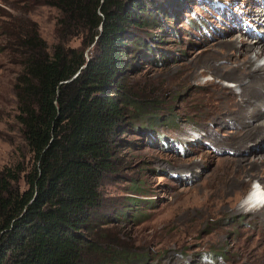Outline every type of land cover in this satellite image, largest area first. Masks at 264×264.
<instances>
[{"label":"rangeland","instance_id":"rangeland-1","mask_svg":"<svg viewBox=\"0 0 264 264\" xmlns=\"http://www.w3.org/2000/svg\"><path fill=\"white\" fill-rule=\"evenodd\" d=\"M45 1L0 0V170L26 151L12 87L19 66L8 52L7 35L26 21L53 47L58 11ZM218 1L172 3L161 28L144 27L160 33V43L149 42L154 56L137 58L125 75L134 93L154 102L160 123L166 117L174 123L154 126L157 136H142L133 125L143 129L146 118L127 117L131 128L119 132L125 146L114 150L117 171L100 185L103 224L97 234L146 253V264H264V209L255 212L264 206L239 210L253 181L264 188V151H252L264 146V127L261 134L251 127L264 122L257 119L264 112V78L244 76L242 83L253 87L241 96L221 76L264 64L237 63L245 52L255 59L257 35L264 36V0ZM238 14L253 25L252 19L258 21L251 35L241 32ZM69 44L77 47L79 40ZM133 182L147 193L132 191ZM132 197L153 201L140 206L145 216L138 220Z\"/></svg>","mask_w":264,"mask_h":264},{"label":"trees","instance_id":"trees-1","mask_svg":"<svg viewBox=\"0 0 264 264\" xmlns=\"http://www.w3.org/2000/svg\"><path fill=\"white\" fill-rule=\"evenodd\" d=\"M175 1L46 0L58 11L53 47L36 24L21 20L8 33L19 66L15 120L26 151L0 170V264L147 263L146 253L97 234L100 185L117 171L114 150L125 146L119 132L131 128L127 117L146 118L143 129L133 125L142 136L174 123H160L154 102L134 93L125 75L137 58L153 55L149 42L162 39L144 27L161 28ZM74 38L77 47L69 44ZM141 185L133 182L132 191L147 193ZM129 199L135 220L145 216L140 206L153 202Z\"/></svg>","mask_w":264,"mask_h":264},{"label":"bare ground","instance_id":"bare-ground-1","mask_svg":"<svg viewBox=\"0 0 264 264\" xmlns=\"http://www.w3.org/2000/svg\"><path fill=\"white\" fill-rule=\"evenodd\" d=\"M228 11L229 10H227V12ZM227 15L230 18V13H227ZM237 20L241 21V19H239L238 17H237ZM237 20H235V21H237ZM252 21H253L254 25H256V23L258 24V21L254 20V19H252ZM258 26H259V24H258ZM260 27H262V26H260ZM257 37H258V39H257L258 42L254 46L255 48H257L255 59L250 54H248V52H245L243 54L242 58L237 60V63H239V64H243V63H246V62L252 63V62H256V61H262L264 59V36L260 35V36H257ZM252 38H254V37H252ZM255 38H256V36H255ZM235 59H237V58H235ZM221 76L224 77V79H226L228 82L233 84V86L235 88L239 89L241 91V94H240L241 96L243 95V93H246V95H244V96H247L248 95V90L252 89L253 86L244 85L242 83L243 80H241V79H244V76H247V79H251V78H256L257 79L258 77L259 78H264V64H262V65H257L256 64L255 67H254V65H251V66H249V68H247V70L243 71L241 74H232L231 73V74H224V75L221 74ZM259 96H261L263 98L264 95L262 96L258 92L256 97H259ZM255 102H257V99L252 101L254 106L256 105ZM263 110H264V108L261 109V112H263ZM252 114L254 115L255 113H252ZM244 117H246V113H245ZM263 117H264V112H263V114L261 115L260 118H257L258 121H259V119H261ZM251 127L255 128V129H258L257 132L261 134L262 133V128L264 127V122H257L256 124H253ZM252 138L254 139V137H252ZM263 148H264V146L261 147L260 150H258V151L253 149L252 150V151H254L253 154H255V151L257 153H260L259 151L263 152L264 151ZM256 181L258 182V186L257 187L253 186V188L251 189V191L248 194V196L243 200L242 206L239 207V210H243V211L245 210V211H248V212L252 213L253 209L260 208V207L264 206V203L262 202L263 197H264V188L261 185V183H259L258 180H256ZM246 207H247V209H251V210H246ZM263 209L264 208H260V210H256L255 212H258V211L263 212L262 211Z\"/></svg>","mask_w":264,"mask_h":264},{"label":"clouds","instance_id":"clouds-1","mask_svg":"<svg viewBox=\"0 0 264 264\" xmlns=\"http://www.w3.org/2000/svg\"><path fill=\"white\" fill-rule=\"evenodd\" d=\"M247 210H251V209H247ZM258 210V209H257Z\"/></svg>","mask_w":264,"mask_h":264}]
</instances>
